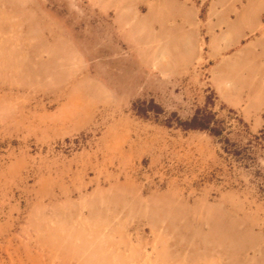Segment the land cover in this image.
I'll use <instances>...</instances> for the list:
<instances>
[{
	"label": "rangeland",
	"instance_id": "374dc122",
	"mask_svg": "<svg viewBox=\"0 0 264 264\" xmlns=\"http://www.w3.org/2000/svg\"><path fill=\"white\" fill-rule=\"evenodd\" d=\"M138 12L0 0V264H264V105L204 24L159 69Z\"/></svg>",
	"mask_w": 264,
	"mask_h": 264
},
{
	"label": "crops",
	"instance_id": "0c3cea01",
	"mask_svg": "<svg viewBox=\"0 0 264 264\" xmlns=\"http://www.w3.org/2000/svg\"><path fill=\"white\" fill-rule=\"evenodd\" d=\"M141 5L144 13L138 12V22L143 24L142 53L164 56L159 69L178 70L183 62H190L198 53L192 41L198 38L195 25L198 23L199 28L204 24L213 40L203 53L223 56L217 65L218 77L220 71L230 69L239 77L233 88L222 86L223 92L248 94L251 110L252 103L259 105L257 108L264 105V0L194 4L190 0H137V6ZM227 55L233 57L225 58Z\"/></svg>",
	"mask_w": 264,
	"mask_h": 264
},
{
	"label": "bare ground",
	"instance_id": "6f19581e",
	"mask_svg": "<svg viewBox=\"0 0 264 264\" xmlns=\"http://www.w3.org/2000/svg\"><path fill=\"white\" fill-rule=\"evenodd\" d=\"M176 257V256H175Z\"/></svg>",
	"mask_w": 264,
	"mask_h": 264
}]
</instances>
